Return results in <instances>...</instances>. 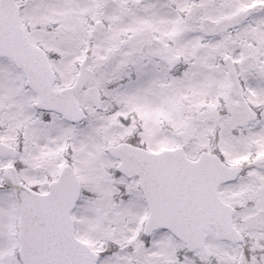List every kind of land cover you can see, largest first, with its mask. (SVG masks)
<instances>
[{"label":"snow or ice","instance_id":"6c2138e0","mask_svg":"<svg viewBox=\"0 0 264 264\" xmlns=\"http://www.w3.org/2000/svg\"><path fill=\"white\" fill-rule=\"evenodd\" d=\"M0 264H264V0H0Z\"/></svg>","mask_w":264,"mask_h":264}]
</instances>
